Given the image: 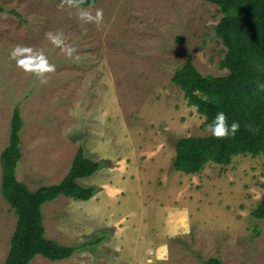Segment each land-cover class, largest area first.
I'll list each match as a JSON object with an SVG mask.
<instances>
[{
  "label": "rangeland",
  "instance_id": "obj_1",
  "mask_svg": "<svg viewBox=\"0 0 264 264\" xmlns=\"http://www.w3.org/2000/svg\"><path fill=\"white\" fill-rule=\"evenodd\" d=\"M0 7V156L19 106L22 158L16 178L29 190L61 183L81 147L87 158L101 164L93 178L79 180L96 188L89 202L60 197L42 208L46 237L77 247L76 252L57 262L36 256L30 264H203L198 257L264 264V219L251 216L264 198L262 156H238L229 166L210 163L202 169L209 181L219 183L211 192L227 199L214 202L217 208L193 227L172 209L171 194L165 193L170 217L192 231L171 234L161 261L149 255L158 245L152 235L157 226L145 220L146 235L138 226L141 215L152 210L133 201L134 183L125 189L132 159L158 165L161 155L168 154L171 170L178 173L173 166L178 140L212 134L172 78L188 55L202 76L228 75L219 68L225 48L214 27L224 15L216 5L203 0H97L81 8L73 0H0ZM155 169L152 165L145 178L161 175ZM201 171L170 178L171 185L183 190L188 181L191 195L203 193ZM157 181L163 188L164 181ZM1 185L0 164L4 264L17 216Z\"/></svg>",
  "mask_w": 264,
  "mask_h": 264
},
{
  "label": "trees",
  "instance_id": "obj_2",
  "mask_svg": "<svg viewBox=\"0 0 264 264\" xmlns=\"http://www.w3.org/2000/svg\"><path fill=\"white\" fill-rule=\"evenodd\" d=\"M203 1L216 5L224 15L214 29L225 48L219 68L227 70L228 75L202 76L188 55L172 78L188 105L205 119L203 125L212 130L210 136L185 137L176 143L173 166L185 174L198 173L210 163L229 166L238 156L264 158V0ZM73 2L87 8L97 0ZM22 128L21 109L16 106L9 143L0 156L1 194L17 216L4 264H30L36 256L53 262L67 260L77 247L65 246L46 237L42 208L60 197L83 202L91 200L96 188L84 187L79 180L93 176L101 164L87 158L81 147L61 183L31 191L16 178L22 158ZM251 216L264 219V198ZM198 258L203 264H224L218 257Z\"/></svg>",
  "mask_w": 264,
  "mask_h": 264
},
{
  "label": "crops",
  "instance_id": "obj_3",
  "mask_svg": "<svg viewBox=\"0 0 264 264\" xmlns=\"http://www.w3.org/2000/svg\"><path fill=\"white\" fill-rule=\"evenodd\" d=\"M102 149L105 150V147H102ZM137 153L138 152H136V154ZM161 157L164 158V160L160 164L156 165L158 162L157 163L151 162V164L156 167L155 170L158 171V173L162 172L161 175H159L157 178H151L149 176L145 178L148 171L152 167V165L148 163L149 160H147L146 158L145 159L143 158L132 159L133 160L132 169L134 168V170L131 171L132 172L131 176H133L134 178L130 176L131 179L127 180L129 181L127 182L128 184H125V189L128 190L130 183H134L135 186L133 188L134 191L132 193L133 201L136 203L142 204L144 209L149 208L150 210H152V212L147 217L144 214L141 215L139 219L141 222H139L140 224L138 226L140 225L143 226L141 230V235H146L149 232L148 226L146 225L145 220L146 221L151 220V222H154L153 226H157L156 227L157 229H155V234H152V235L154 236V239L156 240V244L158 245L155 246V251L154 249H151L149 251V255L150 257L156 256L158 261H161L162 259H164L163 254L165 252H164L163 243H165L166 240H168V237H170L171 234H174V235L177 234L179 236H186L192 231V229H187L184 225L181 227H178L179 221L173 220L170 217L172 209L175 208L176 210L180 211L178 212V214L185 215V217L193 223L192 225L193 227L196 223L201 221L200 219H202L204 215L208 217L207 214L211 213L213 209L217 208L218 205L214 204V202H220L221 200L225 201L227 199L224 195H218L219 194L218 191L211 192L219 183L215 181H211V180L209 181L207 176H205V172L203 170L201 171L202 172L201 177H203L204 181L206 182L203 193L201 191V192L191 195L192 192L189 190L190 183L188 181L184 182L183 190L174 188V186L171 185L173 184V182L170 181V178L175 179V178H178V176L180 175L187 176L188 178L189 176H196L197 174H200V173L189 174V175H185V173H182L179 171L177 173L176 171L171 170L172 160L170 156L167 154V155H161ZM142 163L147 164V166L140 168L139 166ZM157 167H163L164 170L161 171L157 169ZM98 171L93 176L89 177L88 179L93 178L98 173ZM158 178H161V180L164 181L165 184H163V188L158 186L160 184V182L157 181ZM132 179H135V181H130ZM141 179H144L143 182H140ZM200 179L201 178H199L198 180ZM156 182H157V185H156ZM136 189H138L137 191H140L139 195L135 193ZM146 191H148L149 193L146 194ZM167 191L171 194V197H172V204H171L172 209L166 206L165 204V201H166L165 193H167ZM158 192H160L161 194L164 193L162 195L163 197L158 196L159 197L158 198L157 197ZM179 192H180V196L178 194ZM149 195H152L153 199L150 198ZM139 197L140 198L142 197V198L139 199ZM157 199L160 200L164 204L162 206H159L157 204L158 202ZM177 199H180L179 206L175 204ZM89 201H86V202H89ZM145 202H147V204ZM158 210H160V216L157 218ZM205 222H209V220H207L206 218Z\"/></svg>",
  "mask_w": 264,
  "mask_h": 264
}]
</instances>
